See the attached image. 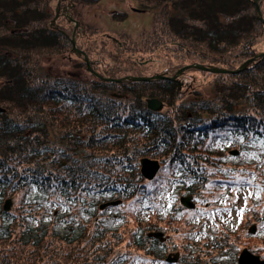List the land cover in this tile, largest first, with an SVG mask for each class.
I'll list each match as a JSON object with an SVG mask.
<instances>
[{"label": "trees", "instance_id": "1", "mask_svg": "<svg viewBox=\"0 0 264 264\" xmlns=\"http://www.w3.org/2000/svg\"><path fill=\"white\" fill-rule=\"evenodd\" d=\"M84 1L99 0H73L70 12L79 3L86 4ZM134 1L142 10L154 13L150 35L155 45H148L168 56L167 66L157 72L164 75L171 76L188 62L236 69L256 53L255 45L264 34V22L254 0ZM15 5L12 0H0V12ZM258 5L264 19V0H258ZM16 6L29 20V28L10 34L15 42L0 36L3 48L16 49L12 56L8 50L0 53V78L10 79L0 85V199L17 194L18 209L24 208L28 219L37 218L39 209L46 211L53 205L57 211L49 218L39 213L35 224L22 216L19 219L12 209L0 204V264H154L156 251L161 250L162 257L166 247L153 231L157 226L169 230L177 219L184 228L171 236L173 248H179L181 255L182 247L190 251L194 233L184 214L166 213L161 218L153 212L145 220L150 233L143 232L140 208L144 196L131 180L135 174L128 172L136 169L141 156L158 159L172 166L170 169L172 164L178 165L180 172H193L185 179L183 176L185 185H179L185 191L180 194L203 200L196 190L202 185L199 172L203 168L193 163L234 161L224 158L226 148L248 143L258 156L256 159L250 154L248 159L264 161V56L235 72L205 71L210 77L204 87L167 76L104 80L83 74L88 71L83 56L72 49L71 28L66 30L59 21L63 15L54 20L58 29L50 26L55 11L50 9L45 14V8H51L47 1L30 0ZM112 17L122 20L125 13L116 12ZM46 19L48 25H44ZM7 26L5 21L0 23V28ZM80 28L74 35L76 47L85 52L91 67L102 76L119 77V70L132 75L154 74L141 69L144 65L135 60H128L129 66L121 68L111 65L98 69L101 61L98 55L91 56L89 40H78L79 31L85 30ZM122 38L129 45L109 50L118 60L124 54L126 58L134 55L140 46ZM34 50L40 55L47 52L64 57L71 61L70 67H75L65 76L40 75L30 83ZM191 70L196 69H187L183 75ZM147 97L164 101L165 110L149 109ZM49 130H58L62 142H50ZM226 141L229 146L221 149L218 144ZM246 157L241 153L237 160L246 161ZM183 163L192 166L187 168ZM220 181L213 179L211 183ZM106 198L122 199L117 215L97 207ZM155 202H159L158 196L150 206ZM69 210L72 212L66 214ZM84 211H90V218L86 216L90 221L84 222ZM74 219L82 223L75 227ZM213 245L205 243L208 256ZM196 257L189 264L197 262ZM209 264H214L213 259Z\"/></svg>", "mask_w": 264, "mask_h": 264}, {"label": "rangeland", "instance_id": "2", "mask_svg": "<svg viewBox=\"0 0 264 264\" xmlns=\"http://www.w3.org/2000/svg\"><path fill=\"white\" fill-rule=\"evenodd\" d=\"M14 4L19 5L21 2L23 3L26 1V3H29L30 0H12ZM50 4L51 8H45L46 15L47 12H50L54 10V15H56V11L58 13H61V15H65L62 11V7L65 5L64 3L66 1H69L68 3H73V0H43L45 2ZM83 1V0H82ZM85 2V1H84ZM86 3V2H85ZM15 5L14 9H10L7 11L0 12V23L5 21L8 23L9 27L6 28H0V36L3 37L2 40L5 41L4 37H6V40L15 42L14 38H11L10 34L14 33H20V31H26V28H29L26 23L29 21L25 19L22 16V12L20 8H16ZM66 7V6H65ZM72 8V6H71ZM260 8V7H259ZM119 12V13H125V17L122 20L114 19L113 14ZM69 15H65L62 18H60V22L62 25L66 27V30H70L71 35L70 39L74 37L75 40V32L76 29L79 27H84L85 30L79 31L78 34V40L83 43L85 40H89L88 45L91 46L90 54L92 57H95L96 55L99 56V59L101 63L99 64L100 67L98 69L102 70L104 68H109L111 65H115L117 67H124L129 66L128 60H135L142 62L144 67H140L141 69H147L146 71H155L152 76L150 75H132L128 71H117V74H120L119 77H107L102 76L98 71L94 70L91 65L90 67L97 73H93L90 71L87 67V62L84 58L85 52L78 53L81 54L84 58V63L86 65V70L88 72H85L83 74H93L99 78H102L104 80H111V81H122V80H131L130 76H146V77H155L156 75H160L159 77H168L171 78L172 75H174L179 68H181L184 65L192 64V62L185 63L179 67L174 74L171 76L164 75L163 73H157L162 70V67L167 66L166 61L168 59V56H165L162 53H159V51H153L151 45H155L152 43L154 39H152V35H150L151 32V22H152V16H154V13H152L151 10L148 9H141L139 3H137L134 0H99L94 1L93 3H79L78 6H76L75 9H73L72 13L70 12V9H68ZM21 14V15H19ZM40 15V14H39ZM59 16V15H58ZM51 18L50 26L53 28H57V26L54 24V21L56 17ZM68 16L71 17V22H67ZM66 18V19H65ZM69 19V18H68ZM48 19H46V22H44V25H48L47 23ZM24 24V26L20 27V25ZM80 28V29H81ZM61 29V28H59ZM7 30V31H6ZM264 32V30H263ZM8 33V35H6ZM6 35V36H5ZM77 35V34H76ZM141 36V37H140ZM150 38L147 39L146 37ZM122 37H127L129 41H135L136 43L140 44L137 52L135 53L139 57H135V54L132 56H128L126 58V54L121 55V58L115 59L110 56V49H116V46L127 44L128 42H124ZM1 38V37H0ZM1 40V39H0ZM144 41V42H143ZM150 42L151 45H148ZM124 45V46H125ZM136 46V44H135ZM143 46V47H142ZM0 53L1 52H8L10 51V55L15 54L16 50L15 48L12 50L5 49L3 46L0 45ZM73 48V45H72ZM8 50V51H6ZM74 51V50H73ZM254 55L248 57L247 59L253 58L251 61H254L256 58L263 57L264 55L260 56L259 53L264 52V34L260 38V42L255 45ZM75 52V51H74ZM35 53V50H34ZM33 53V54H34ZM77 53V52H76ZM150 53V54H149ZM32 54V56H33ZM24 56H26L24 54ZM60 56V55H59ZM87 56V55H86ZM88 57V56H87ZM89 59V57H88ZM245 59L240 66L247 60ZM32 60V61H31ZM39 62H35V61ZM169 60V59H168ZM34 61V62H33ZM75 61V60H74ZM120 61V63H119ZM250 61V62H251ZM31 62V70L34 71V74L30 72V77L28 76V79L30 83H33V81H37L40 79V75L42 77L50 76H65V73H67L70 69H74L75 66H71V61L67 60L64 57H58L56 55L48 54L47 52L40 55L39 53H35V56L30 58ZM250 62H248L245 66H247ZM36 63H39L36 66ZM89 63L90 59H89ZM201 64L203 66H209L204 63H196ZM77 66V64H76ZM239 66V67H240ZM96 67V68H97ZM216 67V66H212ZM238 67V68H239ZM131 68V67H130ZM243 68V67H241ZM192 69V68H188ZM191 70L189 72H186L185 75H183L184 71L180 73L176 78L180 77V79L185 80L186 82H190L191 85H198L201 84L202 87L205 85H208V78L210 77L205 75V71L203 69H197ZM187 70V69H185ZM211 72V71H208ZM47 74V75H44ZM44 75V76H43ZM89 75V74H88ZM116 78H123L121 80H115ZM3 78H0V85L6 81H10V79L2 80ZM133 80V79H132ZM208 83V84H207ZM151 98H157L158 97H147L145 99L146 105L149 109L153 111H160L165 110V103L161 99H159L162 102V106L160 109H154L150 108L148 106V99ZM1 107V106H0ZM60 107V106H58ZM58 131V130H57ZM52 132V130L48 131V140L50 142H56L57 139L58 142H62L61 136H58V132ZM57 133V134H56ZM55 134V135H54ZM53 144V143H52ZM218 146L223 149L225 146H229V142H223L218 144ZM254 150H256L255 147H253L250 143L244 144V145H233L232 148H226V154L224 155V158L229 157L230 159H233L234 161H207V162H195L193 163L195 166H198L200 169H202L201 172H205L206 176L208 178L206 180L201 181L202 185H198L197 192L202 195L204 198L203 200H199L196 198H193L189 194H180L181 191H185L184 188L181 186V182L184 181V179H181L183 176L189 177L193 174V172H188L187 170L180 172L178 170V165H174V168L170 169V165H166L164 162L159 161V167L155 173V175L152 178H148L145 176L144 172L141 170V159L143 157H149V156H141L138 159V164L136 166V169L130 170L128 173H134L135 175L131 177L132 181H135V183L140 188V194L144 199V206L142 203L141 210V217H142V229L143 232L150 233L148 228L145 225V220L151 218L153 216V212L161 214V218H165L166 213H173L177 214L176 216L184 214V217L187 219L189 218V222L191 225V232L194 233L191 237L192 244L188 245L187 237L184 239V243L186 246L188 245L191 250L189 251L187 248L183 249V254L181 255L179 248H173V244L171 242V236L178 231H182L184 227H181L180 224H178V219L175 220L176 223L173 227L163 229L157 226L156 229L153 231L156 233V238L160 244L163 245V247H166V249H163L164 256L160 257L161 250L156 251V256L154 257L156 260L154 264H189L194 258V255L197 254V257L194 259V264H209V261L213 259L214 264H221L220 261L229 264H239L238 259L239 255L244 247L242 245H249V247L254 244L256 241H260V239H256L254 236H247V227L253 222L249 219L248 216V207L252 203L255 204V200L262 199V196H264V161L259 160H250L248 159V156L250 154H254V158H258V156L255 154ZM241 153H245L247 155L246 161H239L237 157ZM218 157V156H217ZM151 158V157H149ZM153 158V157H152ZM155 159V158H154ZM183 166L189 168L192 166V164H182ZM167 166V167H166ZM170 166V167H169ZM179 171V172H178ZM199 171V170H198ZM253 172L252 178L249 177V174ZM171 173V174H170ZM137 175V176H136ZM180 175L182 177L180 178ZM186 177V178H187ZM213 179H221L220 183L213 184L211 181ZM228 181H225V180ZM187 180V179H186ZM224 180V181H222ZM137 181V182H136ZM144 184H148L149 187L145 186ZM178 184V185H177ZM181 184V185H179ZM168 185V186H167ZM234 186L235 189H231L230 186ZM144 186V187H143ZM229 186L226 188V192H224L221 197L217 196L218 191L220 190L223 192L224 187ZM143 187V188H142ZM211 188L214 190L211 192ZM150 189V190H149ZM211 193L207 194V192ZM215 192V193H214ZM17 195V194H16ZM16 195L11 194V196H3V200H1L0 204L1 206L8 207L9 209H12L14 214H16L19 219L23 217L24 220H27L31 222L33 220V223L38 222V215L39 213H43L44 217L49 218L50 214L56 213V206L49 207L46 211L39 209L36 212L37 218H30L28 219L27 213L25 214L24 208H19L17 206L16 202ZM220 195V193H218ZM159 197V202H155L153 206H150L151 201L153 199H156V197ZM205 196H209L207 200L205 199ZM191 198L192 200V206L187 205L188 201ZM251 198L254 200H251ZM146 199V200H145ZM223 199V200H222ZM228 200V201H226ZM115 201V203H114ZM231 201V203H230ZM230 203V204H229ZM6 204L8 206H6ZM120 205H123L121 198H106L103 201L99 202V205H97L98 208L104 209L105 212L110 214V212H113V215H117L119 211ZM149 205V207H147ZM86 207H89V205H86ZM91 207V204H90ZM93 208V207H92ZM95 208V207H94ZM93 208V209H94ZM16 210V211H15ZM91 210V209H90ZM190 210V211H189ZM66 213V214H70ZM74 212V211H73ZM86 215L83 216L84 222L90 221L87 217L90 218V215L88 214L90 211H84ZM102 212V211H101ZM23 213L25 214L23 216ZM76 213V212H74ZM149 213V214H148ZM164 213V214H163ZM179 213V214H178ZM192 214L191 216H188L189 214ZM47 215V216H46ZM22 216V217H21ZM27 217L25 219L24 217ZM29 216V215H28ZM87 216V217H86ZM85 217V218H84ZM153 219H156L154 216ZM236 222V223H235ZM79 223H82L81 220L74 219L73 225L75 227L78 226ZM219 223H221L223 226H221ZM90 224V223H89ZM254 225V224H253ZM256 225V224H255ZM88 226V225H86ZM236 226V227H235ZM259 226V225H256ZM188 228V226H186ZM153 228V227H152ZM188 231V230H185ZM142 232V233H143ZM170 232V233H169ZM188 236V235H187ZM186 241V242H185ZM205 243L211 244L213 243L214 248L211 249L213 253L208 256L207 253H205ZM227 244V245H224ZM264 254V247L261 246L259 249ZM208 251V250H207ZM232 251L234 255L232 254ZM252 253H256V250H252ZM238 252L237 257L235 254ZM251 252V251H250ZM225 253H229V255L225 256ZM177 256V259L175 261H169L166 259L167 256ZM232 255L234 257H232ZM213 256V258H211ZM229 256V257H228ZM264 256V255H263ZM183 259V260H182ZM189 260V261H188ZM218 262V263H217Z\"/></svg>", "mask_w": 264, "mask_h": 264}, {"label": "water", "instance_id": "3", "mask_svg": "<svg viewBox=\"0 0 264 264\" xmlns=\"http://www.w3.org/2000/svg\"><path fill=\"white\" fill-rule=\"evenodd\" d=\"M254 3L256 5V10L259 13L258 15H259L260 19L264 22V19L261 16L260 8H259V5H258V0H254ZM57 15H58V11H56V15L55 16H57ZM71 42H72V45H73V48L72 49L75 52H77V53H83L82 50H79L76 47L74 37L71 38ZM259 55L260 56L264 55V52L259 53ZM84 58H85V60L87 62L88 69L97 75V73L90 67V63H89L88 57L86 55H84ZM253 58L247 59L239 68H236V69H233V70H229V69H226V68H220V67L203 66L201 64H196V63L187 64V65H184L181 68H179L177 70V72L174 75L171 76V79H175L176 76H178L180 73H182L185 69H188V68L203 69V70H207V71H211V72H235V71L239 70L241 67H244ZM159 76L160 75H156L155 77H159ZM130 78L133 79V80H149V79H151L153 77L130 76ZM121 79H123V78H116L115 80H121ZM147 101H148V106L150 108L160 109L161 106H162V102L159 99H157V98H151V99H148ZM141 164H142L141 170L144 172L145 176L148 177V178H152L155 175V173H156V171H157V169L159 167V161H158V159L149 158V157H143L141 159ZM114 203H115V201H114ZM190 206H192V203H191ZM166 259L169 260V261H174V260L177 259V256L170 257L168 255L166 257ZM238 263L239 264H264V261L263 260H260L258 258V256L251 255L250 253L247 252L246 249H243L241 251L240 255H239Z\"/></svg>", "mask_w": 264, "mask_h": 264}, {"label": "flooded vegetation", "instance_id": "4", "mask_svg": "<svg viewBox=\"0 0 264 264\" xmlns=\"http://www.w3.org/2000/svg\"><path fill=\"white\" fill-rule=\"evenodd\" d=\"M199 175L200 177H203L204 180H206L208 178V176H206V173L204 172H199ZM252 175H253V172H251L249 174V177L252 178ZM187 176H184V179L186 178ZM183 178V177H182ZM181 178V179H182ZM203 178H201L199 181H203ZM183 185H185L183 182H182ZM229 186H225L223 190V192H221L220 190L218 191V193H220V195H218L217 193V196H220L226 192V188H228ZM231 189H235V187L232 185L230 186ZM214 189L211 188V192L213 191ZM207 192V191H206ZM263 192H264V189H263ZM215 193V192H214ZM207 194H210L211 193L207 192ZM207 198H210L209 196H207ZM223 200V199H222ZM251 200H253L251 198ZM228 201V200H226ZM254 201V200H253ZM231 203V201H230ZM229 203V204H230ZM248 216H249V219L252 221L253 219V222H251V224L249 225V227H247V232H246V235L247 236H254L256 239H260V241H256L254 244H252L250 247L249 245H242V247H245L247 248L249 251H251V254L252 255H257L258 258L260 260H264V254L261 253L262 251L259 250L262 247H264V196H262V199H258L257 201L255 200V204L251 202V204L249 205L248 207ZM236 223V222H235ZM221 226H223L221 223H219ZM254 224V225H253ZM259 225V226H256V225ZM236 227V226H235ZM252 250H256L257 252L256 253H252L253 251ZM264 251V250H263ZM232 254L234 255L233 251H232ZM225 256L229 255V253H225L224 254ZM232 255V257H234ZM238 255V252L235 254V256L237 257ZM229 257V256H228Z\"/></svg>", "mask_w": 264, "mask_h": 264}, {"label": "bare ground", "instance_id": "5", "mask_svg": "<svg viewBox=\"0 0 264 264\" xmlns=\"http://www.w3.org/2000/svg\"><path fill=\"white\" fill-rule=\"evenodd\" d=\"M66 6V7H65ZM72 6V3H68V4H65L63 7H62V11H63V13L65 14V15H69V13H68V9L70 8ZM58 15H61V13H58ZM57 15V16H58ZM65 15H63V16H65ZM57 18V17H56ZM69 18V19H68ZM68 18H67V20L68 21H70L71 22V18L68 16ZM76 45V44H75ZM185 71V70H184ZM224 181V180H223ZM225 181H228L227 179L225 180ZM190 200L188 201V204L187 205H191V202H192V200H191V198H189ZM205 199L207 200L208 198H207V196H205ZM191 201V202H190ZM243 249H246L247 250V252L248 253H250L251 254V252L247 249V248H243ZM242 249V250H243ZM252 255V254H251ZM255 256H257V255H255ZM170 257H172V256H170ZM175 261V260H174ZM264 261V260H263Z\"/></svg>", "mask_w": 264, "mask_h": 264}]
</instances>
